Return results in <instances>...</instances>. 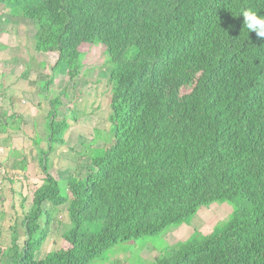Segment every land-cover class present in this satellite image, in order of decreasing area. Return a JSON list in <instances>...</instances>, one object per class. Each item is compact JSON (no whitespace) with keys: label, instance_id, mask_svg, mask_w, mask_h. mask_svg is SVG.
I'll list each match as a JSON object with an SVG mask.
<instances>
[{"label":"trees","instance_id":"1","mask_svg":"<svg viewBox=\"0 0 264 264\" xmlns=\"http://www.w3.org/2000/svg\"><path fill=\"white\" fill-rule=\"evenodd\" d=\"M0 6V34L23 27L26 36L33 28L34 49L56 53L52 72L66 73L74 86L85 76L82 55L103 46L110 92L107 126L97 124L82 142L85 154L71 173L55 178L41 152L40 183L28 187L9 244L2 247L0 237V264H94L120 242L168 236L172 227L184 233L153 250L151 263L264 264V38L248 32L240 15L248 8L264 15V0ZM97 80L86 81L95 95ZM50 104L47 151L66 146L74 160L64 137L69 124L57 122L68 103L56 97ZM216 206L228 211L209 233L189 225ZM48 239L55 248L37 257ZM115 259L106 261L130 264Z\"/></svg>","mask_w":264,"mask_h":264},{"label":"crops","instance_id":"2","mask_svg":"<svg viewBox=\"0 0 264 264\" xmlns=\"http://www.w3.org/2000/svg\"><path fill=\"white\" fill-rule=\"evenodd\" d=\"M21 29L6 31L7 33L1 32L0 34V98H2L0 101V119L5 122L4 129L0 131V211L6 213L2 220L8 217L13 220L15 216L20 214V210H14L18 206L21 208V203L26 194V191L23 193V186L27 189L30 187L29 184H32L24 176L28 174L27 171L30 170L38 179L35 184L40 183L41 171L35 170L36 164H33L32 159L38 160L40 158L43 146H38L36 142L39 136L46 140L48 135L46 125L52 122L49 118L50 100L59 97L63 104L68 103L70 106L69 101L71 99L75 101L83 94L75 95L72 92L71 88L75 86L70 83L66 73L52 72L54 59L49 61V55L34 49L32 41L34 29L29 28L26 36L21 34ZM5 36H9L7 42L3 41ZM88 54L84 60L83 73L85 74V70L88 69L85 66L88 63L86 62ZM9 59L13 61L9 62ZM50 80L53 81L51 86H59L61 90L53 92L50 87L47 94L44 90V84ZM46 104L47 107H44ZM66 110L62 116L57 118V121L64 118L69 124L67 130L69 133L73 131V127L72 120H68L70 109ZM82 132L78 131L77 134ZM65 139L69 143L70 138L66 136ZM64 148L67 152L66 146ZM45 149L47 150V146H44ZM15 155L18 157L15 158ZM26 159L28 166L24 163ZM21 165L23 169H21ZM21 179H23V184H20ZM3 206L8 207L11 214ZM2 222L0 223V237L3 238L1 240L7 238L10 240L11 230L2 228ZM11 225L12 223L8 228ZM2 247L5 245L3 244Z\"/></svg>","mask_w":264,"mask_h":264},{"label":"rangeland","instance_id":"3","mask_svg":"<svg viewBox=\"0 0 264 264\" xmlns=\"http://www.w3.org/2000/svg\"><path fill=\"white\" fill-rule=\"evenodd\" d=\"M1 9H2V6H0V15L4 13V11H2ZM4 17L5 16H3V18ZM8 39H9V36H5L3 41L7 42ZM100 47L99 45H94L90 47L91 49L89 51L88 58L86 60V62H88L86 64L88 71L86 72L84 79L79 84L75 85V87L71 88L72 92L75 95L79 93H83L81 96H79L74 101V103H71L70 106H68L69 109L75 110V113L69 112L70 116L68 117L69 118L68 120H72L73 131L68 133L67 132L68 129H67L64 132V137L67 136L70 138L69 140L70 147L73 146V148L76 149L77 151V152L75 151L74 155H72L74 156V160L70 158L71 156L70 157L66 156L67 152L65 151V148L63 145H60L58 149L53 153L52 152L49 153L45 149L47 152L45 154L46 163L48 165L50 173L55 178L63 179L64 177H66L67 169H70V173H71L72 170H74L77 167L79 161H76V159L78 158L80 159L81 156L85 154V152L81 151V149H84L82 147L83 146L82 142L83 141L88 142L92 139V137L94 136L93 132H94V129L96 128V125L99 124L98 129L100 130L103 128L104 124H106L107 126L108 114L110 113V108H109L110 92L109 90H107L108 88L106 87V74L107 72H109V66L107 65L106 67L103 66L107 62L108 56L106 55L105 51H103V46H100ZM85 56L86 55H82V60L86 59ZM53 59H54V55H49V61H52ZM96 77L98 78L97 95H95L96 91H95L94 86L92 85L86 86L87 85L86 81L95 83ZM49 87H51V91L53 92L61 90V88L56 85L49 86ZM71 95L72 94L70 92V96ZM44 107H47V104ZM72 116L73 117L75 116L77 120L74 121ZM49 124L50 123H48V125ZM48 125H46V131L48 134L46 137V140H44L41 136H39L36 142L38 146L40 147L43 146V150H44V146L45 147L48 146V140L50 138L49 134L51 133V130H53V127L52 128L48 127ZM75 131L77 132L83 131V132L81 134H77V132ZM54 144L57 145L56 143ZM85 151L87 152V150ZM88 151L90 152V149H88ZM16 157L18 156L15 155V158ZM32 160H33L32 161L33 164H36L35 170L41 171L40 170L41 163L40 161H38L39 159L38 160L32 159ZM42 162L44 163L45 161H42ZM24 163L26 165L28 164L27 159L24 161ZM88 166H89V160L85 162L83 167L86 169V167ZM27 172L28 174L24 176H26V179L29 180L30 183H32L29 185L33 187V185L37 182L38 179L35 178V176L33 175L32 172H30V170ZM22 181L23 179H21L20 184H23ZM22 190L24 193L25 191H28V188L25 189V187L23 186ZM3 208L7 210L8 213H10L8 207L3 206ZM203 209H206V208H203ZM17 210L21 211V208L18 206L16 209L15 207L14 211H17ZM226 211L228 210H224L222 207H217V206L212 207L209 210L208 209L203 210L200 216L190 221L189 225L195 224V225L201 226L200 229L203 233H209L211 231L212 226L216 223V221L225 217ZM65 215L66 214L64 212V209L62 208L59 216L62 218L63 221L65 220ZM20 216L21 215H19L18 217ZM20 220H21V217L18 219L17 222H20ZM2 221H3L2 228L5 227L9 229L8 226L11 223L13 224V220H10V217ZM181 228L178 231L172 233L175 229L174 227H172L169 230L172 232H169L171 234L168 233L169 234L168 236H166V234L161 233V234L143 236L136 240H129L127 242H120L113 247L114 249L112 248L106 251L105 253H103L101 255L102 259L99 257L98 259H95L93 263L100 264L103 262V264H108V261L106 260H112L116 258L115 260H120L121 262L126 260L125 262H129L130 264H153V262L151 263L149 260H151V258H153L156 255L154 251H156L157 254H159L161 251H163L166 248L168 242L169 243L177 242L179 239V236L177 237V235H181L180 233H184ZM184 229L187 230V228H184ZM51 237L53 239L55 238V240L60 239L59 233L57 232L55 234L52 233ZM55 240H51V239L46 240L42 248L43 252H38L37 257H40V256L43 257L44 252L50 251L54 247L53 242H55ZM9 241H10L9 238L5 240H1V245L4 244L6 246L9 244ZM119 263L120 262H116V264H119Z\"/></svg>","mask_w":264,"mask_h":264},{"label":"clouds","instance_id":"4","mask_svg":"<svg viewBox=\"0 0 264 264\" xmlns=\"http://www.w3.org/2000/svg\"><path fill=\"white\" fill-rule=\"evenodd\" d=\"M241 14L244 18V27L248 30V32H255L258 37L264 38V15H260L257 11H255L251 8L244 9L240 13V15ZM37 52H39V51H37ZM41 53H43V52H41ZM45 54L46 55H54V63L52 65V69H53V66L56 64L55 61L57 60L58 55L56 53H53V52H48ZM85 66H86V64H85ZM57 72H60V71H57ZM46 83H48V89L50 90L49 86H51V84H53V81L50 80ZM0 101H2V98H0Z\"/></svg>","mask_w":264,"mask_h":264}]
</instances>
